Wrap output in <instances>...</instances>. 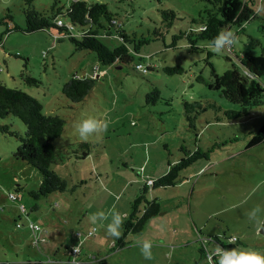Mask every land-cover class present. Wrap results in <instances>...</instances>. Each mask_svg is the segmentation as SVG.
Returning a JSON list of instances; mask_svg holds the SVG:
<instances>
[{
  "label": "rangeland",
  "instance_id": "1",
  "mask_svg": "<svg viewBox=\"0 0 264 264\" xmlns=\"http://www.w3.org/2000/svg\"><path fill=\"white\" fill-rule=\"evenodd\" d=\"M54 1L33 3L49 14ZM58 1L57 5L65 9L73 0ZM87 1L106 3L123 23L131 40L129 45H138L140 50L130 62L102 65L94 52L76 51L68 37L58 36L57 29L14 31L2 36L0 79L38 98L44 113L66 120L64 132L53 141L65 152L62 150L51 168L67 181L68 191L34 199L29 192L38 189L42 176L35 167L13 157L19 141L0 130V260L17 251L16 260L48 263L38 249L31 247L29 230L16 227L19 204H25L32 221L49 230L51 245L61 246L59 258H65L73 242H78L74 233L86 234L94 226L97 233L87 238L84 251L95 256L98 252L106 261L93 264H161L159 260L166 252L173 258L172 264H176L177 257L180 264H213L201 257L200 238H205L212 249L207 237L217 236L220 231L225 232L226 238L221 240L228 254L231 250L249 249L264 254V144L248 146L264 123V104L256 108L252 117L217 121L213 104L221 108L218 113L223 115L225 110L240 107L206 84L214 79L210 62L221 75L234 63L241 67L239 58L245 51L261 54L264 0H247L257 17L240 28L230 25L238 43L221 52L207 47V41H199V50L194 51L186 38L171 46L173 34L200 26L199 15L210 7L204 0ZM23 6L24 0H0V19L10 13L13 22L23 26ZM162 9L177 14L168 29L161 22ZM3 29L5 25L0 23V32ZM155 30L161 31L163 37H157ZM143 36L150 41L140 45ZM99 39L110 48L122 41L107 34H101ZM227 55L232 59L228 60ZM137 63L153 69L138 71ZM165 67H177L178 72L170 75ZM22 71L39 79V86L27 84ZM73 75L96 78L83 102L73 103L62 95L63 85ZM154 88L159 90L156 101L152 99L154 95L148 96ZM185 101L191 105L189 115L195 118L192 124L185 112ZM89 118L101 121L102 129L106 123L107 128L83 140L75 125ZM6 124H12L20 134L26 131L23 122L14 116L0 119V125ZM80 142L88 143V147H80ZM196 149L208 152L207 157L182 170L177 184L154 189L148 200L161 201L160 213L140 232L128 234L126 246L109 253L104 233L115 240L116 236L108 233L113 213L122 214L124 221L140 187L148 179L165 174L170 164ZM82 180L85 182L80 183ZM19 186L22 198L16 202L8 194L16 193ZM35 205L38 209L34 210ZM97 213H103L105 218L97 215L93 221ZM23 222L26 226L27 221ZM119 233L120 237L121 227ZM145 243L154 252L152 262L141 255ZM40 248L47 250L43 245Z\"/></svg>",
  "mask_w": 264,
  "mask_h": 264
},
{
  "label": "trees",
  "instance_id": "2",
  "mask_svg": "<svg viewBox=\"0 0 264 264\" xmlns=\"http://www.w3.org/2000/svg\"><path fill=\"white\" fill-rule=\"evenodd\" d=\"M121 1L131 2L133 0ZM155 1L162 3L164 0ZM204 1L210 7H207L199 15L198 21L200 22V26L198 28L191 27L187 31L180 30L178 33L173 34L171 46L175 47L178 40L186 38L192 50L198 51L199 41L208 42L213 40L225 26L236 25L240 28L247 21L257 17V14L247 0ZM33 2L34 0H24L23 14L25 23L23 26L15 24L13 22V15L10 13L0 19V23L5 25V29L0 32V46L3 45L2 36L10 32L21 31L24 33H32L45 29H57L58 36L68 37L74 44L76 51L94 52L97 60L102 65L130 62L134 57V53L139 54L140 52L138 45L135 48L129 45L131 40L123 28V23L117 19L116 15L109 9L106 3L73 0L69 7L64 9V6H58L59 1L55 0L51 7V13L47 14L44 11L38 10ZM161 14H163L161 20L163 26L167 29L172 27L175 19H177L176 12L170 9H162ZM60 16L67 17L68 21H64ZM58 21H62V25H58ZM192 22H197V19H192ZM101 34L121 38V44L110 48L99 39ZM154 34L157 37H163V33L159 30H155ZM133 35L135 34L133 33ZM149 41V38L143 36L140 45L148 44ZM16 56L21 57L19 54H16ZM226 58L228 60L232 59L229 55ZM239 60L242 65L241 67H238L234 63L231 68L224 71L221 75L215 72L214 66L210 62L214 79L206 84L210 89L219 91L221 96L240 107L239 110H225L223 115L218 113L221 108L213 104L212 107L216 110L217 121H221L222 119L233 121L244 119L245 117H252L256 108L264 104V45L262 46L261 54L255 55L250 51H245L243 57L239 58ZM142 65L144 66V64ZM152 69L153 67L151 65L147 66L145 72ZM164 70L170 75L178 72L177 67H165ZM21 77L29 85L39 86L40 84L39 79L27 74L25 71H22ZM199 80L204 81L203 79ZM95 82L96 78L93 77H77L73 75L63 85L62 95L73 103L83 102L93 90ZM150 95H154L155 97H152V99L156 101L159 98V90L154 88L153 92L148 96L150 97ZM184 104L187 118L192 124L195 118L189 115L191 105L187 101ZM9 116L19 118L26 126L25 133L20 134L12 129V124L0 125L2 133L9 134L19 141L18 148L13 153V157L18 161L28 163L35 167L42 176L38 189L30 191L29 194L34 199L39 200L40 198H47L55 192L68 191L67 181L51 168L52 164L57 162V157L63 150L55 146L53 141L64 132L66 120L59 115L44 113L43 103L38 98L20 88L9 87L0 79V119H5ZM222 116L226 119L221 118ZM260 143L264 144V123L250 139L248 146L251 147ZM80 147L87 148L88 143L80 142ZM207 154L208 152L196 149L175 163L170 164L165 174L159 176L157 179H148L146 184L142 185L137 191L136 197L131 202V210L120 225L122 235L116 237L114 243L108 247V252L110 253L126 246L128 242L125 237L128 234L140 232L150 219L160 213L161 201L156 198L148 200V195L154 189L177 184L182 179L181 171L199 159L206 158ZM84 182L83 180L80 181V183ZM20 190L21 187L19 186L18 191L15 193L17 199H11L10 193L8 197L17 202L22 198V195L19 193ZM22 206H24V210ZM35 209H38L36 205L34 206ZM18 218L16 227L19 229L24 227L29 230L32 237V248L38 249L41 253L43 252L40 248L41 245L47 247L46 249H50V251L60 250L61 246L59 244L57 247L51 245L52 239L49 230L29 218L25 204H19ZM23 220L27 221L26 226ZM31 224L37 225L39 230H34ZM97 230L98 228L94 226L93 228H89L86 234L83 232L74 233L78 242H73L68 253V258L62 261V264H77V262L78 264H93V261L105 262V257L99 258L94 255L84 258L82 256L85 248H83V245L87 242V238L95 236ZM90 232L92 233L90 234ZM35 238H37L36 242H34ZM233 240L238 241L236 238ZM201 243L202 247L199 249L201 257H206L208 260L212 259L208 254L216 253V251L207 249L203 241ZM76 247L80 249V253L77 256L72 254ZM223 248L226 250L225 246H222L221 249ZM224 252V255L227 257V251ZM45 254L47 255V253ZM47 257L49 258L51 256L47 255ZM214 258L224 259L219 257L218 254H215ZM48 260L51 261V259Z\"/></svg>",
  "mask_w": 264,
  "mask_h": 264
},
{
  "label": "clouds",
  "instance_id": "3",
  "mask_svg": "<svg viewBox=\"0 0 264 264\" xmlns=\"http://www.w3.org/2000/svg\"><path fill=\"white\" fill-rule=\"evenodd\" d=\"M238 39L239 38L236 36V34L232 30H230L229 27L225 26L219 31L218 35L213 38V40L206 43V46L214 49L217 52H221L226 46H231L238 43ZM101 124V121L95 118H89L76 124L75 128L79 133L81 139L87 140V138L91 134L98 133L101 130H106L107 124H103V129L101 128ZM97 215H101L104 217L103 213L94 214L92 216L93 221ZM121 224L122 214H116L114 212L113 223L108 225L109 235L119 237V227ZM150 247L151 245L149 243H145L142 246L141 251L145 259H151ZM224 251L226 250L223 248L222 253H224ZM213 254L215 256L216 253ZM221 264H264V254L252 251L251 249L239 252L237 250H231L227 257L221 260Z\"/></svg>",
  "mask_w": 264,
  "mask_h": 264
},
{
  "label": "crops",
  "instance_id": "4",
  "mask_svg": "<svg viewBox=\"0 0 264 264\" xmlns=\"http://www.w3.org/2000/svg\"><path fill=\"white\" fill-rule=\"evenodd\" d=\"M221 232H223V233H221ZM104 236L106 237L105 240H108L107 247H110L114 243L115 240L114 239L110 240L109 238H107L108 237L107 233H104ZM219 237H220V239H218ZM210 238H211V240H210ZM221 238H226L224 231H220L219 234L217 236H215V237L214 236L207 237V240L210 243H212V245H213L212 249L207 246V243H205V241H204L205 238H200V239H202L201 241H203V243L205 244L207 249H209L211 251L212 250L216 251V254H218L219 257L225 259L226 258V256L224 255L225 252L222 253V249L221 248H222V246H225L226 251H228V249H227L228 247H227L226 243L223 240H221ZM115 239H116V237H115ZM100 244L103 245L104 243H100ZM45 248H47V247H45ZM60 251L61 250L50 251V249H49V250H47L45 252H42L41 255L43 256V259L48 262L47 264L62 263V261L66 260L68 258V253L66 254L65 258H59V255L61 254ZM45 253H49V256H51V257L48 258ZM219 253H221V254H219ZM97 254H99V255H96L97 257L102 258L100 253L97 252ZM7 256L9 258H6V257L2 258L3 260L2 261L0 260V264H37V260L32 261V260H29V259H26V258H25L24 261L16 260L19 257L17 251H14L12 256H9V255H7ZM39 256H40V254L37 255V259L39 258ZM82 256L84 258H88V257L94 256V255L90 254V253H88L86 251H83L82 252ZM153 257H154V252L151 251V259H150L151 262L153 261ZM48 259H51V261H49ZM178 259H180V258L177 257L176 260H175L176 264H180V262H181L180 260L178 261ZM210 260H211V262L213 264H215V263L221 264V260L220 259L212 258ZM159 261H160L159 263H161V264H172L173 263V258L169 257L168 256V252H166L165 257L161 258V260H159ZM43 264H45V263H43Z\"/></svg>",
  "mask_w": 264,
  "mask_h": 264
},
{
  "label": "built area",
  "instance_id": "5",
  "mask_svg": "<svg viewBox=\"0 0 264 264\" xmlns=\"http://www.w3.org/2000/svg\"><path fill=\"white\" fill-rule=\"evenodd\" d=\"M58 25H62V21H58ZM135 67H136L138 70H140V71H143V72L146 71V67H144L141 63L136 64ZM10 198L13 199V200H15V199H17V196H16L15 193H10ZM22 209L24 210V206H22ZM31 227H32L34 230H39V227H38L37 225H33V224H31ZM91 233H92V232H90V234H91ZM36 241H37V238H35L34 242H36ZM79 253H80V249H79L78 247H76V248L74 249V252H73L72 254H74L75 256H77ZM208 256H209L210 258H213V257H214V254L211 253V254H208ZM77 264H78V262H77Z\"/></svg>",
  "mask_w": 264,
  "mask_h": 264
}]
</instances>
